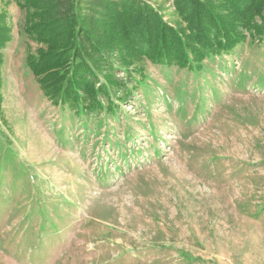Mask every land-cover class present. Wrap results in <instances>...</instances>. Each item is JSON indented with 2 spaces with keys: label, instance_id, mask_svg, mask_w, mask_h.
Listing matches in <instances>:
<instances>
[{
  "label": "rangeland",
  "instance_id": "1",
  "mask_svg": "<svg viewBox=\"0 0 264 264\" xmlns=\"http://www.w3.org/2000/svg\"><path fill=\"white\" fill-rule=\"evenodd\" d=\"M55 1L65 6L42 0L53 18ZM139 1L187 25L176 0ZM25 19L0 0L10 38L0 49V264H264L258 37L247 32L201 69L144 57L86 112L41 90L27 65L41 45ZM253 23L264 25V8Z\"/></svg>",
  "mask_w": 264,
  "mask_h": 264
},
{
  "label": "trees",
  "instance_id": "2",
  "mask_svg": "<svg viewBox=\"0 0 264 264\" xmlns=\"http://www.w3.org/2000/svg\"><path fill=\"white\" fill-rule=\"evenodd\" d=\"M14 1L26 10L25 34L41 45L27 56L41 90L55 105L86 112L102 106L100 94L110 96L123 86L117 71L131 76L130 67L144 57L168 68L201 69L205 59L233 52L247 32L264 47V25L253 23L262 14L264 0H176L187 22L177 28L139 0H87L91 9L82 5L84 0H65V6L55 1L52 9L61 14L55 18L50 17L51 2ZM35 2L40 10L32 13ZM37 16L43 21L32 22ZM9 41L0 21V49Z\"/></svg>",
  "mask_w": 264,
  "mask_h": 264
}]
</instances>
